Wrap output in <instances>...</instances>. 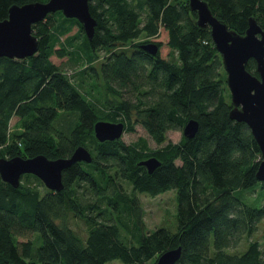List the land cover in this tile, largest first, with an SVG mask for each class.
<instances>
[{"label": "trees", "instance_id": "trees-1", "mask_svg": "<svg viewBox=\"0 0 264 264\" xmlns=\"http://www.w3.org/2000/svg\"><path fill=\"white\" fill-rule=\"evenodd\" d=\"M34 1L46 0H0V20L11 5ZM205 1L239 34L250 17L264 30V0ZM88 3L96 19L92 39L75 18L56 11L32 24L39 39L34 55L0 57V157L55 159L79 145L91 154L90 162L63 170L59 191L32 174L18 187L0 178V264H154L178 246L174 264H264L254 235L264 204L250 206L234 194L264 189L256 178L261 153L248 126L229 118L226 73L209 28L195 25L187 0ZM74 25L77 33L68 34ZM160 28L172 59L160 56L161 42L154 55L140 48L153 41L135 42L156 37ZM53 55L83 67L70 75ZM246 68L257 75L254 60ZM86 82L91 89L83 90ZM191 118L198 121L192 138L166 142L168 131ZM98 120L121 121L124 132L139 124L158 147L149 149L142 137L100 142L93 133ZM149 157L160 161L151 173L139 164ZM31 178L44 192L29 186ZM169 189L176 191L175 227L146 231L135 194L154 197ZM73 218L85 224V237L69 225ZM243 239L245 249L232 252Z\"/></svg>", "mask_w": 264, "mask_h": 264}, {"label": "water", "instance_id": "water-1", "mask_svg": "<svg viewBox=\"0 0 264 264\" xmlns=\"http://www.w3.org/2000/svg\"><path fill=\"white\" fill-rule=\"evenodd\" d=\"M191 11L196 14L195 25L209 28L211 39L221 56L226 73V85L230 92L231 108L229 118L244 122L257 142L261 160L256 170V178L264 180V30L253 17L248 19L244 34L230 29L217 18L205 0H187ZM61 11L67 18H75L90 40L94 34L96 19L91 15L88 0H46L13 4L8 15L0 20V57L22 59L34 55L39 47V39L33 33L32 24L43 20L48 14ZM140 48L154 55L158 51L155 42L143 43ZM252 59L257 75L247 70V62ZM198 130V121L191 118L182 127V134L192 138ZM95 138L102 142L121 138L124 123L98 120L93 125ZM90 162L89 150L79 145L68 157L51 159L43 154L32 157H0V178L12 187H18L24 174L39 178L49 190L63 188L62 172L76 162ZM139 164L151 173L160 161L156 157L141 160ZM181 254V247L162 252L154 264H174Z\"/></svg>", "mask_w": 264, "mask_h": 264}, {"label": "rangeland", "instance_id": "rangeland-1", "mask_svg": "<svg viewBox=\"0 0 264 264\" xmlns=\"http://www.w3.org/2000/svg\"><path fill=\"white\" fill-rule=\"evenodd\" d=\"M78 26L74 25L70 32L68 34H76L77 33ZM66 35H64L62 38H64ZM153 41V42H161V46L159 48V54L162 58L166 59H172L173 56L170 54V48L167 46V33L163 28L159 29V33L156 37L152 38H146L143 36H140L135 40L136 43L143 42V41ZM75 43L80 44L81 40L77 39ZM104 52L99 51L98 57L99 60H102L104 57ZM51 60L58 65L63 71L67 72L68 74H74L76 71L81 69L82 65H75L71 64L68 60V56L64 57H56L55 55L51 56ZM98 88L97 90L102 91V83L98 82ZM91 89L89 86V82H86V84H83V90L85 89ZM230 93V92H229ZM63 120V117L61 118ZM17 120V117H12L10 119L9 125L10 128H13L15 126V122ZM182 129L180 130H170L167 132L166 142H178L182 137ZM138 137H142L146 139L147 146L149 149H155L158 147L155 142L151 139V137L146 133V131L141 127V125L137 124L135 125L134 131H125L121 139L126 143H132L138 139ZM179 161H177L178 163ZM24 181V180H23ZM29 186H38L37 182L31 178L27 181ZM124 188H126L128 191H130V187L128 184L123 185ZM40 191L44 192V189L42 186H38ZM234 194L238 196L243 203H246L250 206L254 207H260L264 204V189L260 188L259 186L253 188V189H245V190H235ZM136 198L138 199L140 208L142 210V219L144 222V226L146 231H152L156 227L164 226L169 229H173L175 227L176 222V209H177V203H176V191L175 189H169L165 191L164 193H161L157 196L151 197L145 193H136ZM69 225L79 232V234L83 237L86 236V226L85 224L76 218H73L69 221ZM254 235L257 237L258 241L260 242V248L264 250V222L259 223L257 227V231L254 233ZM254 238V236L251 237V239ZM247 244V241L243 239L241 243L232 249H230L232 252H241L245 249ZM107 264H123L119 260L115 259L112 261L107 262Z\"/></svg>", "mask_w": 264, "mask_h": 264}]
</instances>
